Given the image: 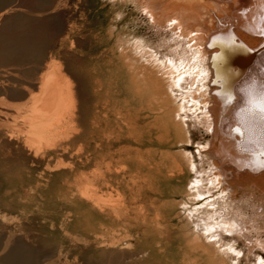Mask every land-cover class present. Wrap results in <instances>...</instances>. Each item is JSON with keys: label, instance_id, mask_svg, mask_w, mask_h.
<instances>
[{"label": "bare ground", "instance_id": "obj_1", "mask_svg": "<svg viewBox=\"0 0 264 264\" xmlns=\"http://www.w3.org/2000/svg\"><path fill=\"white\" fill-rule=\"evenodd\" d=\"M114 6L111 50L100 33L99 0H0V65H26L0 77V100H25L8 117L24 114L28 136L17 143L30 162L17 174L20 186L1 192L0 204L22 208L27 239L37 238L32 200L51 205L58 215L53 230L40 229L57 243L48 264H56L55 253L78 259L93 252L72 242L95 243L107 221L112 246L131 236L123 244L132 264H264V139L258 123L225 103L230 92L240 96L236 90L264 84V0ZM238 122L243 136L231 131ZM57 137L58 144L49 143ZM49 157L68 162L52 173ZM100 161L106 169L86 173ZM110 190L112 219L102 212ZM123 255L112 251V262ZM34 256L19 239L0 264H36Z\"/></svg>", "mask_w": 264, "mask_h": 264}, {"label": "rangeland", "instance_id": "obj_2", "mask_svg": "<svg viewBox=\"0 0 264 264\" xmlns=\"http://www.w3.org/2000/svg\"><path fill=\"white\" fill-rule=\"evenodd\" d=\"M99 1H100V6L102 8L100 11V14H99V18L101 21V28H102V31H100V33H101V36H104L106 39H108V40H104L106 42L104 47L112 50L113 43L115 42L114 39L115 38L117 39V37H116L117 35L115 34L116 35L115 37L110 36V35H112L110 30H112V28L115 24L114 21H116L115 20L116 15L114 13H117V11L120 7L114 6V8H113L114 0H99ZM130 5L131 6L129 7V9L135 10V5H134V3H133L134 6L132 5V1L130 2ZM3 28H4L3 22H0V31ZM108 30L110 31V34H109ZM124 37L128 39V41H126V42L124 41L126 46L127 45L129 46V44H131L132 40H129V38L124 36V35H123L122 39H124ZM129 41H131V42L128 44ZM227 41H228V39H227ZM110 55L112 57V54H110ZM37 60L40 61L41 59L37 58ZM18 67L19 68H25L26 65H21V66H18V65H5V66L0 65V77L1 76L3 77V75H5V73H4L5 71H15V70H17ZM10 73L14 74L13 76H17L16 72H10ZM1 98H3V97H0V99ZM24 102H25V100L13 101L10 99H7V100L5 99V101L3 100L2 102L0 100V106L2 105V107H0V112L6 111L7 114H5V115H7V118H8L7 123L5 122V125L3 124L4 127L2 126L1 127L2 129L0 130V133L3 134L2 137H4V139L6 137L5 140H0V145L6 146L9 144V146H11V148L6 146L5 149L2 148L3 150L0 148V150H1L0 151V197H1V192H4L5 190H10V189L14 190L13 188L20 186L19 180H16V179H18V176H19V175L17 176V174L20 172V170L24 166L30 165V162L26 159L25 156H23V154H25L27 152L18 146V143H19V145H21V143H22L21 139L24 140L28 136V134H27L28 131L26 130L28 125L26 126L24 124L25 123L24 114H22V115L19 114L17 116V118H15V120L12 119L13 117H8L9 115L15 116L13 114V112L9 110V108L11 109L12 106H14L16 104H21ZM8 113H10V114L8 115ZM0 117L2 119H4L3 115H0ZM22 121H24V122H22ZM22 123H23V125H22ZM26 124H28V123L26 122ZM23 126L25 127L24 129H23ZM203 130L204 129L202 127L200 128L199 131L195 130L194 131V137L197 138L199 136L198 134H203L204 133ZM9 137H11V139ZM58 138L59 137H57L55 139L51 138L49 143H51V142L53 143V141H54V144H58L59 139H60V138L59 139ZM196 141H198V139H195V142ZM1 142H2V144H1ZM194 144L195 143L188 144V148L193 150V151H196ZM179 149L181 151L182 147H178V149L176 148L174 151H177ZM76 151H77V149L73 150L74 153ZM50 158L51 157H49L47 162L49 163L48 167L50 169L52 168L51 169L52 173H53V171L56 172L57 171L56 169H58V167H59V169H62L63 165L65 166V164L68 162V160L65 161L61 158H57V159H52V158L50 159ZM108 162H110V164H112V160L106 159L105 163H108ZM105 163H104V161L103 162L100 161L98 164L93 165V166L89 167L88 169H86V173H89V174L92 172L96 173L97 170L103 171L104 169L107 168V166H105ZM44 168L47 170L46 163L43 164L41 166V169L37 170V172L39 173V172L43 171ZM91 170H93V171H91ZM95 170H96V172H95ZM38 173L34 172V173H32L33 174L32 176L35 177V176H37ZM107 192H112V190L104 192V196H103L104 198L102 201H104V199L107 197L105 200V202H107V203H106V205H104L105 202L102 203L104 205V207H103L104 209L102 212L109 213L111 215L110 218L112 219V214H111L112 213V211H111L112 210V203H111L112 201H110V203H109L107 200L110 197H111V199H109V200H112V194L110 193L111 194L110 196H108V195L106 196V194H108ZM37 199H38V202H37ZM204 199H207V198H204ZM35 200H36V202H35ZM2 201L3 200L0 198V203ZM14 201H16V200H11V202H14ZM23 201H26V199L25 200L23 199ZM23 201L22 202L20 201V202L23 203ZM32 201L34 203H36V204L32 203L33 205L30 208L34 209L31 211V213H34L33 214L34 215V219H33L34 220V231H33V233L37 237V238H33V239L25 238L26 236L24 235V233L22 232V230L20 228V225H21L20 223L22 220H24L23 216L22 215H21L22 217L20 216V213H21L20 211H22V208H21V210L19 209L20 211L17 210V208L14 209L13 211H11V210L5 211L3 209L4 207L0 204V259H2L8 253V251L12 247L13 243L19 239H24V241L27 242V244H29L32 247L33 255H35L34 256V259H35L34 262L36 264H48V260L52 259V256H53L52 255L53 254V248H52L53 246L52 245L53 244L57 245V243L54 242L52 244L51 234L49 232H47V233L42 232L40 229L43 226H46L48 228L47 230H53V228L50 224V220H52L56 216L58 217V215L53 209L48 207L51 205L49 203H47V201H44V199L39 200V198H36V199H33ZM14 203H16V202H14ZM108 203L111 206L108 205ZM198 204L199 203H196V205H198ZM41 205H43L44 208ZM1 206H2V208H1ZM38 206L41 208H38ZM41 209H42V212L46 211V212H44L46 214L42 213ZM139 209L141 212L139 211ZM38 210H39V212H38ZM136 210L139 211V213L137 215H140L142 213L141 206H137ZM33 211H35V212H33ZM179 211H181V213H179L181 215L180 221H181L182 225L185 226V224H186L185 218L184 217L182 218V216H184L185 213L181 209H179ZM49 212L51 213L50 216H49ZM174 213H175V211H174ZM43 215H44L45 219H44ZM220 215H221V213H220ZM40 216H42L43 220H45V224L43 223L44 221H42V217H40ZM152 218H154L153 223H154V221H157V217L156 218L152 217ZM158 219H159V217H158ZM46 220H48V222ZM67 220H69L71 222V220H72L71 215L68 216ZM138 220H139V222H138ZM135 221H137L139 224H141L140 223L141 219L134 220V223H135ZM159 221L161 222V219ZM185 227L189 228L187 226V224ZM99 230H100V233H98V235H96V237H95L96 242L95 243L93 241H88V239L81 238V237H79V240L74 239V242H72L73 244H75L76 246H79V247H86V248L93 247L92 248V249H94L93 252H91V253L89 252L90 254L87 253V254L83 255V257H81V258L79 257L78 259L73 258L72 254L70 252H68V254L67 253L65 254V252H62V255L60 257H59L58 253H55V256H57L55 258V260H56L55 263L56 264H78L84 258L85 259L84 262L86 264H132L130 259L126 258L127 256L125 255L131 249L129 250L126 247V245L123 244V242L126 240H129L131 238V236L130 237H129V235L124 236L122 234L123 233L122 231L116 232L115 233L116 236H124V238L122 239V242H120V244L117 247H115V246H112V244H110L111 242L109 241L110 238H112V222H110V223L108 221L105 222V225L101 226V229H99ZM60 231L64 235L69 237V233L65 230V228H63V227L60 228ZM136 236L137 235H135V237ZM238 241L241 245V247L239 245L238 248H244V242H242V240H238ZM215 245H217V244H215ZM6 247H8V248H6ZM54 249L58 251V247H54ZM247 250H248V248H246L244 250V252H246ZM112 251H115L118 254L123 253L124 255L118 261L112 262ZM256 251H259V250L256 249ZM259 252H261V251H259ZM249 256L252 257L251 254ZM244 260L246 261V259H244ZM1 264H8V263L3 261Z\"/></svg>", "mask_w": 264, "mask_h": 264}, {"label": "snow or ice", "instance_id": "obj_3", "mask_svg": "<svg viewBox=\"0 0 264 264\" xmlns=\"http://www.w3.org/2000/svg\"><path fill=\"white\" fill-rule=\"evenodd\" d=\"M236 91L243 93V95L238 96L230 92L227 94L225 103L229 105L234 104L233 110L236 114L246 112L250 121L258 123L262 139H264V84L261 85L259 91H256L254 87L241 88ZM231 131L239 136L245 134L239 122L236 126L232 127ZM249 131H251V128ZM261 147L264 149V144Z\"/></svg>", "mask_w": 264, "mask_h": 264}]
</instances>
